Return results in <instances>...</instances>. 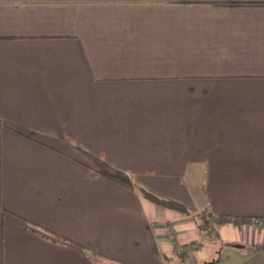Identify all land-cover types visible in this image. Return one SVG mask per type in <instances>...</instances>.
I'll use <instances>...</instances> for the list:
<instances>
[{
    "label": "crops",
    "instance_id": "crops-1",
    "mask_svg": "<svg viewBox=\"0 0 264 264\" xmlns=\"http://www.w3.org/2000/svg\"><path fill=\"white\" fill-rule=\"evenodd\" d=\"M0 264H264V0H0Z\"/></svg>",
    "mask_w": 264,
    "mask_h": 264
},
{
    "label": "trees",
    "instance_id": "trees-1",
    "mask_svg": "<svg viewBox=\"0 0 264 264\" xmlns=\"http://www.w3.org/2000/svg\"><path fill=\"white\" fill-rule=\"evenodd\" d=\"M86 157H88L96 166V172L101 175L102 177L108 179L109 181L126 188L131 191H136L138 192L144 199L150 201L151 203H154L156 205L162 206L167 209L175 210L183 215H193V217L196 218V216L193 214L188 207L185 205L171 200V199H166L157 196L156 194L152 193L151 191L137 185L133 180L127 175L126 173L114 168L113 166L109 165L105 161L101 160L98 157H95L87 152H83ZM199 215L200 217V222L198 224V227L200 229H206L208 226L211 224V222L215 223H227V222H232L236 224H241V223H247L250 222V219L247 218H242V217H230V216H216L213 215L211 212H206L203 211ZM54 237L67 241L65 238H62L58 235H55L51 233Z\"/></svg>",
    "mask_w": 264,
    "mask_h": 264
},
{
    "label": "built area",
    "instance_id": "built-area-1",
    "mask_svg": "<svg viewBox=\"0 0 264 264\" xmlns=\"http://www.w3.org/2000/svg\"><path fill=\"white\" fill-rule=\"evenodd\" d=\"M259 221L258 220H255V223H258Z\"/></svg>",
    "mask_w": 264,
    "mask_h": 264
}]
</instances>
